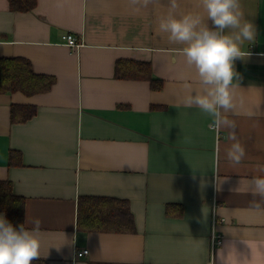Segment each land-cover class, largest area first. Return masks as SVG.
Segmentation results:
<instances>
[{
  "label": "crops",
  "instance_id": "0c3cea01",
  "mask_svg": "<svg viewBox=\"0 0 264 264\" xmlns=\"http://www.w3.org/2000/svg\"><path fill=\"white\" fill-rule=\"evenodd\" d=\"M178 3L179 12L197 11L196 0ZM240 3L257 37L235 63L246 157L233 167L228 133L209 131L199 109L174 107L186 84H196L179 46L157 35L155 18L165 9L134 14L127 0H37L15 12L0 0V59L25 58L37 74L56 78L47 93H0V180L25 199L24 226L41 222L33 264H221L232 243L249 264H264V199L248 186L264 165V116L243 114L264 111V0ZM65 34L81 46L68 47ZM119 60L148 64L161 88L117 77ZM13 104L36 113L12 122ZM11 151L21 165L9 164ZM82 196L127 200L135 233L78 231ZM214 221L222 244L213 249ZM81 249L89 254L77 259Z\"/></svg>",
  "mask_w": 264,
  "mask_h": 264
},
{
  "label": "clouds",
  "instance_id": "9594fccd",
  "mask_svg": "<svg viewBox=\"0 0 264 264\" xmlns=\"http://www.w3.org/2000/svg\"><path fill=\"white\" fill-rule=\"evenodd\" d=\"M127 6L134 14L155 7L165 9L155 18L157 35L169 45L179 46V55L194 73L196 84H186V94L174 107L199 109L211 119L208 129L217 137L226 131L231 142L225 149L226 160L233 167L240 165L246 148L235 119L242 114L237 103L241 77L235 63L250 55L246 46L257 37V28L245 18L240 0H196L197 11L185 12L178 11V0H127ZM243 114L254 118L264 116V111ZM256 172L259 174L248 180L250 194L264 199V165H257ZM40 223L35 219L31 228L14 226L0 215V264H33L41 258ZM249 259L237 251L235 243L228 246L227 255L223 250L219 253L221 264H249Z\"/></svg>",
  "mask_w": 264,
  "mask_h": 264
},
{
  "label": "trees",
  "instance_id": "16d2710c",
  "mask_svg": "<svg viewBox=\"0 0 264 264\" xmlns=\"http://www.w3.org/2000/svg\"><path fill=\"white\" fill-rule=\"evenodd\" d=\"M15 12H28L35 8L37 0H7ZM116 76L123 79H143L151 83L153 90L161 88L162 83L152 77L148 64L119 60ZM56 78L37 74L29 60L20 57L0 59V93L20 92L34 96L51 91ZM36 113L35 106L15 105L11 107V120L23 123ZM9 164L21 165V155L17 151L9 154ZM170 207L167 214H170ZM25 199L14 194L11 182L0 180V212L14 226L24 224ZM77 230L80 232L135 233V221L130 204L125 199L112 197L82 196L78 199Z\"/></svg>",
  "mask_w": 264,
  "mask_h": 264
},
{
  "label": "built area",
  "instance_id": "2783aa9c",
  "mask_svg": "<svg viewBox=\"0 0 264 264\" xmlns=\"http://www.w3.org/2000/svg\"><path fill=\"white\" fill-rule=\"evenodd\" d=\"M63 40H64V43L68 47L77 49L81 46V41H79L78 38L73 34H65L63 36ZM215 225H216V222L214 221L213 222V233H212V247H213V249L221 246V244H222V237L220 234L216 233ZM88 254H89L88 249L75 250V257L77 259L85 257Z\"/></svg>",
  "mask_w": 264,
  "mask_h": 264
}]
</instances>
